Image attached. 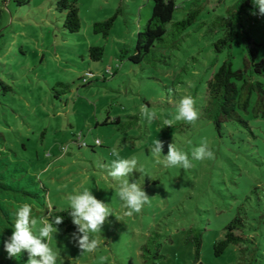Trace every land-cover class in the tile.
Masks as SVG:
<instances>
[{
	"label": "rangeland",
	"instance_id": "obj_1",
	"mask_svg": "<svg viewBox=\"0 0 264 264\" xmlns=\"http://www.w3.org/2000/svg\"><path fill=\"white\" fill-rule=\"evenodd\" d=\"M56 1L18 6L15 0H0V134L46 188L49 208L70 209L68 196L87 188L112 212L102 232L91 234L101 240L93 253L81 254L73 233L56 227L59 231L46 242L60 254L57 264H236L238 247L220 256L213 252L236 217L257 234L263 258L256 264H264V119L243 114L250 130L228 122L219 135L204 115L206 82L213 72L229 57L233 68L241 69L247 58L241 34L230 50L214 48L222 37L214 23L239 0H197L203 10L181 46L158 50L157 60L149 56L139 65L127 58L151 15L150 0H70L81 19L76 34L63 29ZM192 1L175 0L173 21L185 17ZM248 12L256 21L255 11ZM114 15L106 39L93 33V23ZM254 30L259 61L264 59V20ZM90 46L103 48L100 61L88 58ZM258 80L264 88V77ZM184 96L195 99L199 119L164 127ZM256 99L255 94L252 102ZM142 106L154 111L155 119H143ZM116 119L119 124H110ZM156 139L164 142L162 155L173 143L189 155L192 167L157 164L163 156L151 152ZM204 140L214 159H193V149ZM113 150L119 158H135L137 169H143L128 179L142 186L150 203L132 216L123 215L119 181L108 176L117 158ZM42 221L37 220L34 234ZM198 233L197 257L193 238Z\"/></svg>",
	"mask_w": 264,
	"mask_h": 264
},
{
	"label": "trees",
	"instance_id": "obj_2",
	"mask_svg": "<svg viewBox=\"0 0 264 264\" xmlns=\"http://www.w3.org/2000/svg\"><path fill=\"white\" fill-rule=\"evenodd\" d=\"M150 1L151 15L142 30L137 32L134 47L127 58L135 65L141 64L149 56L157 60L158 56L155 53L158 50L159 52L177 50L184 40L185 32L193 26L203 10L197 0H194L190 3L185 17L179 21H173V14L176 10L175 0H167L166 4L163 0ZM29 2L30 0H15L18 6ZM56 9L63 14V29L70 34L78 33L81 28V19L75 2L58 0ZM248 10H254L255 17L261 16V19L252 21ZM228 12L227 17L218 18L219 21L215 22V26L212 27L222 31V37L214 43V48L216 52L223 48L230 50L235 39L241 34L247 50V58L243 60L241 69H234L231 62L232 57H229L206 82L204 115L209 118L219 135H221L224 124L228 122L238 123L250 130L243 114H251L254 119H264V88L258 80L264 77V59L256 61L258 47L261 45L257 44L252 37L254 29L259 23L261 24L264 16L258 14L259 10L253 0H239ZM114 20L115 15L107 20L93 23V33L101 34L106 39L113 28ZM246 21H249L248 24ZM168 24H171L169 28ZM87 54L90 60L100 61L103 48L90 46ZM57 85L62 86L60 83ZM255 94L257 99L253 103L252 97ZM107 118L104 121L105 125L108 124ZM119 123V119H116L110 124ZM4 141V137L0 134V264H27L28 253L26 251L17 257H9L4 248V242L14 230L15 212L20 205L30 204L32 217L36 220H52L57 215L61 216L63 222L54 227L64 228L66 233L76 232V226L69 215L70 209L56 210L48 207L45 196L46 188L29 171L28 165L7 149ZM253 232L254 230H246L241 218H234L225 227L223 238L213 245L214 255L220 256L230 246H235L239 248L236 264H256L259 256L262 258L263 256L256 244L257 234ZM201 241V233H198L193 238L197 257Z\"/></svg>",
	"mask_w": 264,
	"mask_h": 264
},
{
	"label": "clouds",
	"instance_id": "obj_3",
	"mask_svg": "<svg viewBox=\"0 0 264 264\" xmlns=\"http://www.w3.org/2000/svg\"><path fill=\"white\" fill-rule=\"evenodd\" d=\"M166 4L167 0H163ZM258 8L259 15L264 16V0H253ZM196 101L192 96H184L177 105V111L173 119H164L163 125L172 127L174 121H183L188 124H194L199 119V112L196 108ZM141 116L148 122L155 119V112L150 111L147 106H142ZM164 142L156 139L153 142L151 152L155 157L163 156V160L157 159V164H162L165 168L180 167L185 170L192 167L189 155L178 150L173 143L168 144L167 155H162ZM112 155L117 157L111 162L108 176L115 181H119L118 197L122 201L124 216H132L134 213H140L143 207L150 203V197L143 190L141 185L136 182L129 183L128 177L134 171L142 172L143 169H137V160L119 158L116 150ZM191 156L195 160L203 161L205 159H214V152L209 149L206 140L202 141L199 147L193 149ZM103 167V165H101ZM70 202L69 215L72 223L76 226V232L72 234L77 247L82 253H93L99 247L101 240L92 238L91 234H100L103 226L109 223L108 217L113 216L108 205L98 200L89 189L85 188L82 192L68 196ZM63 222L61 216H55L54 219H45L42 226L38 229V235L34 234L32 229L37 224V220L32 217V207L24 203L18 207L15 212L14 230L11 236L4 242V248L9 257H17L22 252L28 253L27 264H57L60 254L50 247L46 241L54 238L59 225ZM107 259L101 257V260Z\"/></svg>",
	"mask_w": 264,
	"mask_h": 264
},
{
	"label": "built area",
	"instance_id": "obj_4",
	"mask_svg": "<svg viewBox=\"0 0 264 264\" xmlns=\"http://www.w3.org/2000/svg\"><path fill=\"white\" fill-rule=\"evenodd\" d=\"M261 19V16H257V17H255V20L256 21H259ZM83 81H85V79H83Z\"/></svg>",
	"mask_w": 264,
	"mask_h": 264
}]
</instances>
